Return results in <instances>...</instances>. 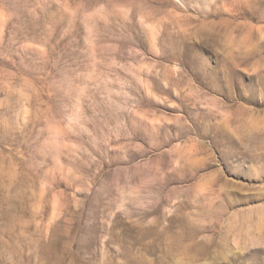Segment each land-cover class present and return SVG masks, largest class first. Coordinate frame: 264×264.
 <instances>
[{
    "label": "rangeland",
    "instance_id": "374dc122",
    "mask_svg": "<svg viewBox=\"0 0 264 264\" xmlns=\"http://www.w3.org/2000/svg\"><path fill=\"white\" fill-rule=\"evenodd\" d=\"M0 264H264V0H0Z\"/></svg>",
    "mask_w": 264,
    "mask_h": 264
}]
</instances>
